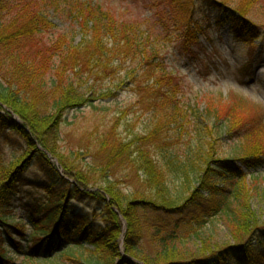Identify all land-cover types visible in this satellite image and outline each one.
Wrapping results in <instances>:
<instances>
[{
  "label": "trees",
  "instance_id": "1",
  "mask_svg": "<svg viewBox=\"0 0 264 264\" xmlns=\"http://www.w3.org/2000/svg\"><path fill=\"white\" fill-rule=\"evenodd\" d=\"M47 1L32 6L25 0H0V131L12 133L25 144L13 161L5 163L0 158V264H12L7 251L29 261H54L55 254L74 261L70 254L84 252L85 245L95 249L92 264H136L139 260L144 264H208L210 257L218 264H264V227H258L247 202L232 205L235 198L224 194L213 201L220 194L213 190L218 181L243 178H239L236 161L248 170L264 166V149L258 144L245 148L241 142L233 152L237 157L221 156L214 147L221 132L229 134V140L236 136L243 141H254L253 136L259 139V133L250 130L245 135L236 121L239 117L221 118L210 109L204 116L212 124L192 129V146L180 155L174 145L180 137L176 130L191 117L180 108L181 82L167 66L164 52L171 47L189 56L209 29L208 16L195 10L193 0H169L163 37L155 39L138 24L118 22L91 7L75 9L69 13L81 34L75 44L73 37L55 33L43 13H35L33 7H46ZM195 1L218 15L232 11L238 19L231 22L233 29L249 35L246 43L253 48L257 29L252 28L249 16L254 0ZM14 2L22 5L23 12L8 20ZM126 91L136 96L137 105L153 113L147 131L122 139L115 132L117 119L98 138L94 153L90 149L75 152L95 163L87 165L85 174L75 169L68 157L57 152L62 116ZM212 163L229 173L212 171ZM29 167L42 174L44 181L31 185L45 197L23 205L28 223L20 219L15 224L14 200L18 189L26 186ZM132 174L139 181L124 196L121 186ZM194 181L200 187L193 189ZM192 199L198 205L190 206ZM71 202L88 203L93 216L78 212ZM216 213L225 217L231 247L196 256L179 249L181 235L190 230V219L198 223L199 217ZM99 219L104 225L96 224ZM148 223L152 226L146 228ZM25 226L30 228L26 235ZM120 231H125L126 256L119 250ZM143 233L149 234L159 253L146 256L141 251ZM19 237L29 245L25 256L15 241Z\"/></svg>",
  "mask_w": 264,
  "mask_h": 264
},
{
  "label": "rangeland",
  "instance_id": "2",
  "mask_svg": "<svg viewBox=\"0 0 264 264\" xmlns=\"http://www.w3.org/2000/svg\"><path fill=\"white\" fill-rule=\"evenodd\" d=\"M40 1L25 0L26 3L32 6ZM67 1H70L71 5ZM168 1L48 0L46 7L36 5L33 8L36 10L35 13H43L48 21L52 23L56 30L55 33L69 35L73 37L75 44H77L81 39L80 30L75 19L71 18L69 14L75 9L78 11H88L89 7L94 8L92 10L97 9L98 12L112 16L118 22L138 24L142 30L155 39H161L164 34L162 23L169 14ZM13 4L11 5L10 14H8V20L17 18L20 12H23L21 10L22 5L17 6L18 2ZM191 5L200 15L208 16L210 20L209 29L199 37L198 46L192 50L189 56L182 55L171 47L164 52L167 66L181 82L179 99L182 106L180 108L187 110L191 117L187 118L182 126L176 130V133L180 136L174 142L176 150L182 155V151L185 152L193 144V133L191 134V131L194 127L201 126L202 129L205 126L210 127L212 120L204 116L210 109H214L218 117L221 118L239 117L236 121L238 120V124L243 127L245 135L250 130L259 133V139L253 136L254 141L245 139L243 141L236 136L229 140V134L221 132L219 140L214 143L216 152L221 156L229 159L237 157L233 152L241 142L245 148L258 144L259 147L263 146L264 149V0H254L252 5L254 12L249 16L250 23L253 25H251L252 28L257 29L255 30L257 38L252 39L253 36H250L253 48L246 43L249 35H246L242 30L233 29L231 22L238 19L232 11L229 10L225 15H218L215 11L202 7L203 4L195 0L192 1ZM152 115L151 111L137 105L136 96L128 91L120 92L112 100L95 103L94 107H85L68 112L62 116L58 128L60 142L57 145V152L60 156L68 157L73 167L77 170L81 168L79 171L85 174L88 171L87 165L94 164L95 160L92 159L93 163L84 154L81 153L80 156H76L77 153L75 152L90 149L94 153L98 138L106 133L117 119L119 122L115 132L120 138L126 140L130 137L140 136L150 126ZM0 146V158L2 157L5 163L13 161L25 150V144L8 131H0ZM37 148L40 150L38 145ZM242 156L239 155V157ZM48 157L57 166L59 165L58 161L53 159L52 156L48 155ZM214 157L216 156L214 155ZM235 166L240 169L241 175L239 178H243L233 182L218 181L214 186L215 188L213 186L212 188L219 191L220 194L214 197L213 201H218L224 194L230 200L235 198L232 205H236L239 200L247 202L254 221L258 227L263 228L264 166L259 169L248 170L240 161H236ZM210 168L212 171L227 172L226 169L215 163H212ZM25 178L28 182L26 181V186L18 189L14 200L15 216L12 222L15 224L19 223L20 219H24V223H22L26 225L28 219L24 207L29 202L42 200L45 197L43 192L31 185L44 181L42 174L29 167L26 169ZM137 181L139 179L134 174L126 179V182L121 186L124 196L129 195V192L136 188ZM212 181L214 182V179ZM192 186L193 189L200 187L195 181ZM203 197L205 198L206 194ZM69 205L78 212L86 213L91 217L94 214L88 203L71 202ZM189 205H198V202L193 200ZM115 213L117 212L115 211ZM148 216L151 217L149 214ZM96 219L98 218L96 217ZM198 220L197 223L194 219L192 221L190 219V230H186L181 235L180 242L182 243L178 246L179 249L196 256L202 252H208L207 255H212L218 249L232 246L231 233L222 213H216L211 217H199ZM96 224L104 225V222L99 219ZM150 226L152 225L148 223L146 228ZM24 229L25 235L30 233L28 226H25ZM124 238L125 231H120V234H118L119 250L123 256H126L122 247L125 243ZM15 241L22 248L21 254L23 256L27 254L28 242L21 237ZM139 247L146 256L159 253L157 245L154 242L152 243V238L146 233L142 234ZM83 248L85 251L82 253L72 252L70 254L74 261L68 260V256H59L58 254H55L54 261H45L44 258H33L29 261L21 256H13L8 251L7 253L12 257V264H92L95 249L89 245H85ZM71 249L74 251V248ZM79 255H82L85 260L79 258ZM77 258H79V262L76 261ZM136 264L144 263L139 260ZM208 264L218 263L215 258L210 257Z\"/></svg>",
  "mask_w": 264,
  "mask_h": 264
}]
</instances>
